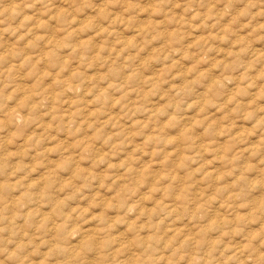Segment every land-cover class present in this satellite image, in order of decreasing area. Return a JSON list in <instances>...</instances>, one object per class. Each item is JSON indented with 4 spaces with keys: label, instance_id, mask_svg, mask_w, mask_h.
<instances>
[{
    "label": "rangeland",
    "instance_id": "obj_1",
    "mask_svg": "<svg viewBox=\"0 0 264 264\" xmlns=\"http://www.w3.org/2000/svg\"><path fill=\"white\" fill-rule=\"evenodd\" d=\"M0 264H264V0H0Z\"/></svg>",
    "mask_w": 264,
    "mask_h": 264
},
{
    "label": "bare ground",
    "instance_id": "obj_2",
    "mask_svg": "<svg viewBox=\"0 0 264 264\" xmlns=\"http://www.w3.org/2000/svg\"><path fill=\"white\" fill-rule=\"evenodd\" d=\"M3 214V213H2ZM8 243V242H7ZM81 243V242H80Z\"/></svg>",
    "mask_w": 264,
    "mask_h": 264
}]
</instances>
